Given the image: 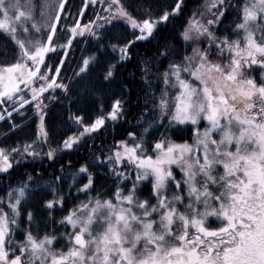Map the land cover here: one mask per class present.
Segmentation results:
<instances>
[{
	"label": "snow or ice",
	"instance_id": "obj_1",
	"mask_svg": "<svg viewBox=\"0 0 264 264\" xmlns=\"http://www.w3.org/2000/svg\"><path fill=\"white\" fill-rule=\"evenodd\" d=\"M69 3L0 0V264H264V0Z\"/></svg>",
	"mask_w": 264,
	"mask_h": 264
},
{
	"label": "trees",
	"instance_id": "obj_2",
	"mask_svg": "<svg viewBox=\"0 0 264 264\" xmlns=\"http://www.w3.org/2000/svg\"><path fill=\"white\" fill-rule=\"evenodd\" d=\"M198 2V0H188V6L192 7L194 3ZM80 0H70V3L68 5V7L71 9V11L73 13H75L77 6L79 5ZM85 20L87 19V17L84 18ZM138 49L140 51L144 50V46L141 44L137 45ZM76 55L79 56L80 52L77 51ZM127 67L129 69L132 68V64H128ZM50 107H53L52 105H50ZM63 114V109L59 108V107H54L53 108V118L57 124V131L59 132L60 130H67V125L66 124H61L60 122V118ZM29 116H31V114H29ZM26 124H27V130L29 132H32L35 128V124L33 122V120L31 118H29L28 120H26ZM0 128H3V122H0ZM112 130L109 129V132H111ZM117 133L122 131V127L121 128H117L115 130ZM109 140L112 139V136L109 135L108 137ZM90 155L89 152L85 151L84 153H81L80 156H75V154H73V163L75 164L77 160H79L80 163H84V156ZM67 159V158H66ZM77 167H79V164H76ZM33 167L39 168L41 172L45 173V176L47 178L48 174L51 173L53 171L54 168L59 167V164L56 165H52L49 166V162L47 160L41 161L39 159L35 160V161H28L25 163L24 168L31 171ZM24 169H19L18 171H23ZM69 179H71V177H69ZM59 215V214H58Z\"/></svg>",
	"mask_w": 264,
	"mask_h": 264
},
{
	"label": "rangeland",
	"instance_id": "obj_3",
	"mask_svg": "<svg viewBox=\"0 0 264 264\" xmlns=\"http://www.w3.org/2000/svg\"><path fill=\"white\" fill-rule=\"evenodd\" d=\"M42 2H46V0H42Z\"/></svg>",
	"mask_w": 264,
	"mask_h": 264
}]
</instances>
